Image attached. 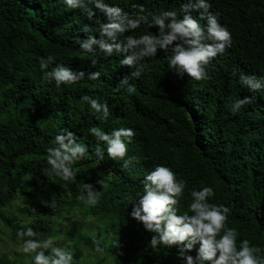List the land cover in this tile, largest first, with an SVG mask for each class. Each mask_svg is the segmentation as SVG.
<instances>
[{
	"label": "trees",
	"instance_id": "16d2710c",
	"mask_svg": "<svg viewBox=\"0 0 264 264\" xmlns=\"http://www.w3.org/2000/svg\"><path fill=\"white\" fill-rule=\"evenodd\" d=\"M106 2L126 12L140 4L144 14L173 10L182 16L185 0ZM211 4L210 11L230 31L232 42L206 66L210 78L195 81L187 74L176 75L167 66L168 53L158 49L155 57L143 62L139 78L129 76L136 88L129 94L124 87L116 90L133 71L119 64L122 57L97 51L93 67L90 54L79 49L77 40L87 35L81 31L84 25L98 30L108 22L98 10L89 19L80 9H66L62 0H0V222L12 242L20 244L17 230L26 221H31L27 226L36 233L34 238L44 239L56 236L54 218L77 212L107 219L105 229L119 239L109 254L112 264H184L175 246L152 248L151 233L130 217L132 206L125 199L126 194L142 191L147 171L165 164L186 182L178 214L187 211L191 189L212 186L215 195L210 202L230 209L227 224L237 229L238 240H249L264 255V88L249 91L239 84L241 73L264 75V0H211ZM200 11L193 10L192 15L199 16ZM147 32L156 29L142 24L119 39ZM49 54L74 71H99L101 77L90 81L86 76L58 88L43 80L39 70V60ZM84 95L106 101L109 117L97 120L81 99ZM239 97H249L252 103L230 112L228 106ZM92 126L105 131L133 128L128 169L106 154L103 161L93 155L95 140L88 133ZM62 128L75 133L89 149L86 158L73 165L72 181L52 174L47 164V148ZM100 179L106 188L96 183ZM85 183L100 192L95 206L77 198L86 195ZM19 199L26 203L20 210L28 220L12 210ZM64 241L71 243L74 264L86 251L97 254L109 248L99 234L68 232ZM189 254L195 256V250ZM0 264L17 262L2 254Z\"/></svg>",
	"mask_w": 264,
	"mask_h": 264
},
{
	"label": "clouds",
	"instance_id": "9594fccd",
	"mask_svg": "<svg viewBox=\"0 0 264 264\" xmlns=\"http://www.w3.org/2000/svg\"><path fill=\"white\" fill-rule=\"evenodd\" d=\"M62 3L68 10L80 9L89 19L96 15V10L107 18L108 22L102 23L98 30L84 25L81 31L87 33L86 38L78 39L77 43L82 52L90 54L93 67L97 64V51L106 57L114 53L122 57L119 64L133 71L120 80L116 90L124 87L129 94L136 91L135 85L129 83V76L139 78L144 71L143 62L146 58L155 57L158 49L168 53L167 66L176 75L182 77L187 74L195 81H203L210 78L206 66L222 55L232 42L230 31L210 11L211 0H185L181 7L182 16L173 10L144 14L145 9L140 4L131 6L135 11L126 12L106 0H62ZM193 10L202 11L199 16H193ZM201 21L205 23L201 24ZM142 24L154 27L156 33L128 35L122 41L119 39L126 31L138 29ZM94 31L96 35L91 34ZM39 70L43 80L54 82L58 88L80 82L86 76L90 81L101 77L99 71H74L63 63H56L51 54L39 60ZM239 84L249 91H258L264 88V75L241 73ZM81 99L90 111L97 114V120L103 121L109 117L110 109L106 101L89 95ZM250 103L252 99L249 97H239L233 99L228 107L230 112L237 113ZM88 133L95 140L93 155L99 161H103L106 154L109 159L120 163L122 169H128L132 163L128 146L135 135L133 128L119 127L105 131L92 126ZM75 136L67 128H62L47 148L50 172L64 181L76 179L73 165L89 154L88 145L78 142ZM96 183L102 188L107 187L101 179ZM141 184L142 191L135 196L126 194L125 199L132 206L130 217L151 233L148 243L153 249L175 246L184 264H264L260 247L252 245L247 239L238 240L237 229L228 226L230 209L223 204L210 202L215 195L212 186L191 189L187 211L178 214L177 205L185 192L186 182L179 179L172 168L165 164L154 165L143 176ZM83 192L86 195L77 198L86 206L98 203L100 192L95 190L93 184L85 183ZM30 222L26 221L25 226L17 230L19 251L26 254L28 264H74V252L70 247L57 244V237L54 236L35 239L33 228L27 226ZM111 243L112 247H118L119 239H113ZM193 250L195 256L189 254ZM97 251L100 249L97 248Z\"/></svg>",
	"mask_w": 264,
	"mask_h": 264
},
{
	"label": "rangeland",
	"instance_id": "374dc122",
	"mask_svg": "<svg viewBox=\"0 0 264 264\" xmlns=\"http://www.w3.org/2000/svg\"><path fill=\"white\" fill-rule=\"evenodd\" d=\"M22 206H26V203L19 199L13 203L12 210L28 220L29 215L20 210ZM53 220L56 223L54 227L56 236L54 237H57V240L55 242L61 246L71 248L70 242H63V238H65L68 232H86L92 235L99 234L100 241L109 247L106 251L102 250L97 254L86 251L83 258L79 261V264H112L109 260V254L112 247L111 242L114 238L107 232V228L105 229L107 224L105 217H99L97 219L89 215H84L83 213L72 212L69 215L65 214L63 217L59 219L54 218ZM57 229L60 231L59 236H57ZM19 248L20 244L12 242L8 229L0 222V255L5 254L9 259L15 260L17 264H28L26 254L19 251Z\"/></svg>",
	"mask_w": 264,
	"mask_h": 264
}]
</instances>
